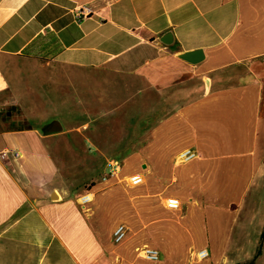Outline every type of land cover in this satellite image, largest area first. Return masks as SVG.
<instances>
[{
    "label": "crops",
    "instance_id": "crops-1",
    "mask_svg": "<svg viewBox=\"0 0 264 264\" xmlns=\"http://www.w3.org/2000/svg\"><path fill=\"white\" fill-rule=\"evenodd\" d=\"M262 233L264 0H0V264H264Z\"/></svg>",
    "mask_w": 264,
    "mask_h": 264
},
{
    "label": "rangeland",
    "instance_id": "rangeland-1",
    "mask_svg": "<svg viewBox=\"0 0 264 264\" xmlns=\"http://www.w3.org/2000/svg\"><path fill=\"white\" fill-rule=\"evenodd\" d=\"M22 78L23 80H28L31 83V86L33 88V90L31 91L32 94L35 93V85L38 81V79L30 74V71L27 70L22 72ZM50 94V101L53 103L52 106L56 107V101L54 99V97L57 95V93L55 91H50L48 92ZM79 96H82L81 93L78 94ZM34 99V97H32ZM29 99L30 98H26ZM24 103L27 101H23ZM21 109L19 107H12L9 110V115L10 116H20L21 115ZM37 118V117H36ZM59 119V118H58ZM65 122V120H64ZM66 123V122H65ZM36 124V122H35ZM62 124V123H61ZM23 125V124H21ZM54 152H56V158L58 159V164L60 166V168L62 169V171L70 173V174H74L76 176V180L77 182L83 181L84 183H79V185L76 186V190L79 189L80 186H84L85 189L90 188L91 184L89 181V177H92L93 180H100L101 179V175H104V171H102L100 174L97 173V175H92L95 171V169L98 168V172H99V165H96L94 163H89L88 160V156H90L91 154L94 155L95 153L93 152L94 149H90L88 147L85 146H76V147H72L69 148L66 145L65 140H61L60 145L58 147H56V149L53 150ZM95 156V155H94ZM107 172V169H106ZM92 173V174H91ZM106 176L104 175L103 178H105ZM82 192V191H81ZM197 254V253H196ZM197 258V256H196ZM198 259V258H197Z\"/></svg>",
    "mask_w": 264,
    "mask_h": 264
},
{
    "label": "built area",
    "instance_id": "built-area-1",
    "mask_svg": "<svg viewBox=\"0 0 264 264\" xmlns=\"http://www.w3.org/2000/svg\"><path fill=\"white\" fill-rule=\"evenodd\" d=\"M19 154L17 152L14 153V157H18ZM118 170V165L109 163L107 165V176L114 175V173ZM131 185H137L141 182V179L138 175H135L129 179ZM79 202L81 205H84L89 202L88 195H83ZM166 207L168 209H177L179 207V202L176 199H168L166 201ZM115 241L119 242L123 238L122 227L118 228L115 232ZM139 256L145 261L155 263L159 259V253L156 250L144 247L137 251ZM198 253V252H197ZM199 260H204L208 258V253L205 250L199 251V254L196 255Z\"/></svg>",
    "mask_w": 264,
    "mask_h": 264
},
{
    "label": "water",
    "instance_id": "water-1",
    "mask_svg": "<svg viewBox=\"0 0 264 264\" xmlns=\"http://www.w3.org/2000/svg\"><path fill=\"white\" fill-rule=\"evenodd\" d=\"M162 43L164 44H170L171 43V37L169 36H165L162 38L161 40ZM183 60H185L186 62L190 63V64H198L199 62H201L203 60V54L201 51H195L189 54H186L183 56ZM62 130L61 124L54 120L52 122H50L49 124L45 125L42 129H41V133L44 136H50V135H54L57 133H60ZM56 195L53 193L51 195V199H56Z\"/></svg>",
    "mask_w": 264,
    "mask_h": 264
},
{
    "label": "bare ground",
    "instance_id": "bare-ground-1",
    "mask_svg": "<svg viewBox=\"0 0 264 264\" xmlns=\"http://www.w3.org/2000/svg\"><path fill=\"white\" fill-rule=\"evenodd\" d=\"M130 182V181H129ZM88 198L91 200V198H90V195L88 194ZM165 203H166V201H165ZM199 254V252L197 253V255Z\"/></svg>",
    "mask_w": 264,
    "mask_h": 264
},
{
    "label": "trees",
    "instance_id": "trees-1",
    "mask_svg": "<svg viewBox=\"0 0 264 264\" xmlns=\"http://www.w3.org/2000/svg\"><path fill=\"white\" fill-rule=\"evenodd\" d=\"M262 235H264V233H262Z\"/></svg>",
    "mask_w": 264,
    "mask_h": 264
}]
</instances>
